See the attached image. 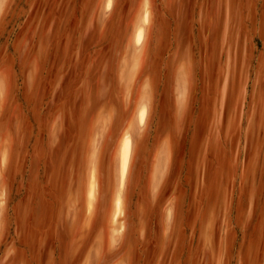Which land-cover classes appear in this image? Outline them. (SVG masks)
<instances>
[{
    "label": "rangeland",
    "instance_id": "rangeland-1",
    "mask_svg": "<svg viewBox=\"0 0 264 264\" xmlns=\"http://www.w3.org/2000/svg\"><path fill=\"white\" fill-rule=\"evenodd\" d=\"M106 1L1 16L0 264H264L260 17L179 43L152 0Z\"/></svg>",
    "mask_w": 264,
    "mask_h": 264
},
{
    "label": "crops",
    "instance_id": "crops-1",
    "mask_svg": "<svg viewBox=\"0 0 264 264\" xmlns=\"http://www.w3.org/2000/svg\"><path fill=\"white\" fill-rule=\"evenodd\" d=\"M258 1L259 0H152V25L155 31H161L159 38L163 36L166 37L162 33L166 32L168 38L177 39L179 43H181L180 39L195 37L196 32L199 34L204 33L206 36H208L209 32H216V34H218L216 37H220L224 27L234 23L229 20L230 16H232L233 13H237L238 16H242L243 18L241 23L249 24V26L256 31L259 22L264 25V0H261L262 2ZM106 2V7L109 8L113 0H107ZM14 4L15 0H0V22L1 16L4 14L5 10H9ZM259 5L261 6L259 7ZM245 7L248 9V17L242 14ZM146 14L148 16L147 10L145 16ZM145 16L144 19L147 20L148 17L146 19ZM257 17H260L259 22ZM210 37L214 36L210 35ZM177 48L179 49V47ZM175 51L174 52L177 53V50ZM179 70H183V68H179ZM178 82L179 80H174L172 97L174 100L173 104L179 115L183 112V107L186 104L188 88L186 86L187 81L182 85H179ZM163 165L165 167V163ZM161 179L162 177L159 176L158 178L155 170L154 180L151 184L152 190L158 188ZM93 181L95 182L94 177Z\"/></svg>",
    "mask_w": 264,
    "mask_h": 264
},
{
    "label": "bare ground",
    "instance_id": "bare-ground-1",
    "mask_svg": "<svg viewBox=\"0 0 264 264\" xmlns=\"http://www.w3.org/2000/svg\"><path fill=\"white\" fill-rule=\"evenodd\" d=\"M109 3V2H108ZM108 6V4H107ZM110 6V5H109ZM151 12V11H150ZM151 15V14H150ZM147 14L145 16V18L147 19ZM152 20V19H151ZM150 25V24H149ZM149 27V26H148ZM148 32V31H147ZM142 38V31L140 30L138 35H137V40L140 41ZM138 72V71H137ZM137 74V73H136ZM136 76V75H135ZM135 78V77H134ZM134 80V79H133ZM145 107L142 106L140 111H139V121L142 123L143 122V109ZM125 133V132H124ZM123 140L125 141H129L130 140V136L128 134H125L124 138L122 139V143H121V149H120V157H121V165H122V171H123V176L122 178H120V182L123 183L124 182V179L127 175V171H128V164L126 163V156L128 154V151L130 149L129 145L126 144V143H123ZM91 144V142H90ZM88 157V156H87ZM97 182H94L93 181V185L91 187V190H90V197L93 199L95 197V185H96ZM97 190V189H96ZM4 199V198H3ZM116 207H115V213H114V216H113V219H114V223L115 225L117 226L119 223V216L122 214V200H121V197L119 196L116 200Z\"/></svg>",
    "mask_w": 264,
    "mask_h": 264
}]
</instances>
